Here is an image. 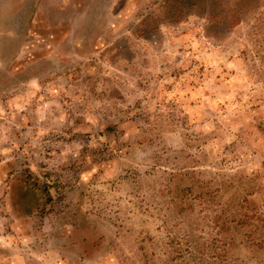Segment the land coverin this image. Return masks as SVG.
<instances>
[{
	"label": "rangeland",
	"instance_id": "374dc122",
	"mask_svg": "<svg viewBox=\"0 0 264 264\" xmlns=\"http://www.w3.org/2000/svg\"><path fill=\"white\" fill-rule=\"evenodd\" d=\"M0 264H264V0H0Z\"/></svg>",
	"mask_w": 264,
	"mask_h": 264
}]
</instances>
